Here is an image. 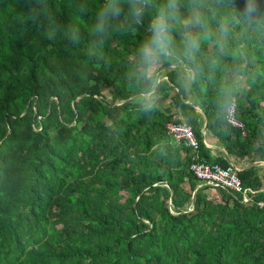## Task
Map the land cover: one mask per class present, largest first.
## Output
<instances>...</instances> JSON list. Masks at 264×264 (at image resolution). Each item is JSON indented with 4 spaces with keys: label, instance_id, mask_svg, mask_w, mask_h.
Here are the masks:
<instances>
[{
    "label": "trees",
    "instance_id": "16d2710c",
    "mask_svg": "<svg viewBox=\"0 0 264 264\" xmlns=\"http://www.w3.org/2000/svg\"><path fill=\"white\" fill-rule=\"evenodd\" d=\"M104 2L0 0V264H264V174L255 167L239 173L245 188L258 191L245 205L230 191L209 200L190 169L195 152L230 164L206 144V123L194 107L209 120V140L235 157L264 161V136L257 135L264 127V26L232 0H212L210 26L230 23L229 47L220 54L214 39L204 42L199 59L207 65L215 58L213 70L188 90L177 82L182 57L164 64L158 106L145 113L127 78L145 31L125 25L93 36ZM176 41L182 52L179 35ZM234 56L244 65L235 114L243 128L216 116ZM164 102L179 118L164 113ZM181 121L194 131L196 151L166 134V124Z\"/></svg>",
    "mask_w": 264,
    "mask_h": 264
},
{
    "label": "clouds",
    "instance_id": "9594fccd",
    "mask_svg": "<svg viewBox=\"0 0 264 264\" xmlns=\"http://www.w3.org/2000/svg\"><path fill=\"white\" fill-rule=\"evenodd\" d=\"M232 3L253 25L264 26V0H232ZM81 11H86L83 5ZM212 13V0H159V2L157 0H105L96 12L95 23L91 25L90 31L93 36L103 39L110 31H123L125 25L144 29V39L137 48L136 59L127 73V78L130 84L139 90L136 99L139 110L148 113L158 106V88L161 80L164 79H161V69L164 64L175 62L178 56L182 57L184 64L177 72V82L180 87L188 90L200 76L205 74L206 69L213 70L215 58H209L207 65L199 59L204 42L214 39L220 54L229 47L228 37L231 25L227 20L220 19L213 29L209 23ZM34 17V22H37L40 13H34ZM146 17H148L147 24ZM177 35L181 38L182 52L177 49ZM53 37V32L49 31L47 38L53 39ZM78 39V33L70 30V42L76 44ZM233 59L235 62L230 73L231 79L221 82L216 100V116L227 124L232 123L237 94H242L244 90L242 84L244 65L239 62L238 57L234 56ZM216 69L227 71L219 65ZM199 111L202 110L199 109ZM199 111H197L198 114ZM257 135L264 136V127L258 129ZM171 140L177 143L172 138ZM205 142L207 144V141ZM195 155H198L197 162L222 165L200 160L198 152H195ZM229 163L231 164L230 161ZM191 166L192 163L190 169L194 173ZM243 169L245 168L242 167ZM194 175L196 177L195 173ZM198 181L200 184L215 188L200 179ZM220 190L233 192L226 189ZM241 197L243 204L250 205L244 203L243 196Z\"/></svg>",
    "mask_w": 264,
    "mask_h": 264
},
{
    "label": "built area",
    "instance_id": "2783aa9c",
    "mask_svg": "<svg viewBox=\"0 0 264 264\" xmlns=\"http://www.w3.org/2000/svg\"><path fill=\"white\" fill-rule=\"evenodd\" d=\"M236 108L234 116L232 118L233 127L243 128L241 124L236 121L235 118ZM165 130L167 134L175 140L177 143L184 144L193 149L198 148V141L190 125L186 123L173 124L169 123L165 125ZM205 135L207 131H204ZM198 155L193 157V162L191 168L193 169L196 177L202 182L207 183L210 186L219 189L231 190L233 192L239 193L243 196L244 203L251 204L253 202V196L257 192H253L250 189H245L240 181L239 172L242 170V166L231 162L229 167H224L220 164H209L205 162H197ZM258 206L264 208V202H259Z\"/></svg>",
    "mask_w": 264,
    "mask_h": 264
},
{
    "label": "crops",
    "instance_id": "0c3cea01",
    "mask_svg": "<svg viewBox=\"0 0 264 264\" xmlns=\"http://www.w3.org/2000/svg\"><path fill=\"white\" fill-rule=\"evenodd\" d=\"M200 115H202L204 117V121L206 123V119L207 117L205 116L204 112L202 111H199ZM166 131V130H165ZM167 134V132H166ZM207 134H208V131H207ZM206 134V138H205V141H207V145L212 148L213 150V153L214 155L217 157V156H223L224 159H227L229 160L230 162H233V163H236V164H240L242 167L244 168H249V167H255L257 168L260 172H262V174L264 173V161H252L250 158H238V157H235L233 155H231L229 153V151L224 148L218 140L214 141L212 139H208V135ZM168 135V134H167ZM169 136V135H168ZM170 137V136H169ZM264 177V175H263ZM205 188H209V189H205ZM197 190H202L204 192V195H206V197L209 199V200H212V201H219V199H221V195H222V191L223 190H220V189H217V188H211V187H208L206 185H203V184H199L198 187H197ZM213 191H218L220 197L217 198V199H214L215 197L212 195L214 192ZM259 191H264V190H259ZM210 195V196H209ZM188 212H193L194 210L190 207L188 210ZM186 212V211H185Z\"/></svg>",
    "mask_w": 264,
    "mask_h": 264
},
{
    "label": "rangeland",
    "instance_id": "374dc122",
    "mask_svg": "<svg viewBox=\"0 0 264 264\" xmlns=\"http://www.w3.org/2000/svg\"><path fill=\"white\" fill-rule=\"evenodd\" d=\"M164 73V71L163 72H161V74H163ZM118 106H122V104L121 105H118ZM162 110L164 111V113L166 114V115H169V114H175V117H178L179 118V116L177 115L178 114V112H177V110L176 109H173V107L170 105V103L169 102H164V105H163V107H162ZM177 118V119H178ZM262 173V172H261ZM264 174V173H263ZM214 193L212 194L215 198L214 199H217V198H219L220 197V195H219V193H218V191H213ZM210 196V195H209Z\"/></svg>",
    "mask_w": 264,
    "mask_h": 264
},
{
    "label": "water",
    "instance_id": "95a60500",
    "mask_svg": "<svg viewBox=\"0 0 264 264\" xmlns=\"http://www.w3.org/2000/svg\"><path fill=\"white\" fill-rule=\"evenodd\" d=\"M132 101V100H131ZM130 101V102H131ZM193 106V105H192ZM197 111H199V109L198 108H196V107H194ZM203 112V111H202ZM208 126H209V120L208 119H206V128H205V131H208Z\"/></svg>",
    "mask_w": 264,
    "mask_h": 264
}]
</instances>
